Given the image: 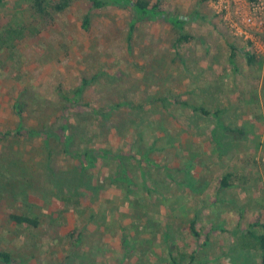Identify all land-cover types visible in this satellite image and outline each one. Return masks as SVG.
<instances>
[{"label": "rangeland", "instance_id": "obj_1", "mask_svg": "<svg viewBox=\"0 0 264 264\" xmlns=\"http://www.w3.org/2000/svg\"><path fill=\"white\" fill-rule=\"evenodd\" d=\"M150 1L164 20L139 23L131 41L127 8L93 9L88 0H73L68 10L35 20L25 0L0 6V32L14 19L29 25V34L0 55V133L15 135L18 98L25 96L27 126L38 129L58 116L59 85L70 89L97 74L86 102L142 101L152 123L128 130L119 111L114 127L103 124L104 138L90 125L81 141L112 147L115 155L89 171L61 154L55 137L47 147L44 136L26 130L0 136V251L18 264H173L172 256L178 264H261L258 252L234 248L237 233L264 222V14L241 0L245 8L230 11L234 27L225 10L215 9L219 0ZM249 14L254 22L244 25ZM170 15L187 18L194 40L175 46ZM229 42L240 50L238 74L228 66ZM246 51L258 56L255 66ZM173 93L179 101L225 108L222 119L246 135L225 136L216 120L179 104L168 111L163 98ZM118 154L130 187L114 179ZM13 213L38 218L40 226H17L9 221Z\"/></svg>", "mask_w": 264, "mask_h": 264}, {"label": "trees", "instance_id": "obj_2", "mask_svg": "<svg viewBox=\"0 0 264 264\" xmlns=\"http://www.w3.org/2000/svg\"><path fill=\"white\" fill-rule=\"evenodd\" d=\"M28 6L29 13L32 18L46 19L53 14L62 13L72 5L73 0H25ZM91 3L93 9H103L110 6H116L120 8H127L131 11V19L129 22L128 41L133 39V35L137 30L138 24L145 22L146 20H164L165 12L159 9V5H151L150 0H88ZM4 0H0V6ZM176 32L175 46H182L190 43L194 40L193 35L186 31L187 18H183L182 15H170L166 19ZM90 18L87 15L83 20V29L89 30ZM31 31V30H30ZM29 34V25L22 20H12L8 23L0 32V55L5 52L11 51L18 41H21ZM230 55L228 60V66L231 68L232 75L238 74L241 70L239 65V49L229 42ZM244 56L249 65H254L259 61L258 56L251 52L246 51ZM102 77V74L94 75L91 79L83 78L82 82L78 86H74L70 89L64 88L63 85H59L56 90V100L59 109L58 116L54 118V121H48L46 124H42L40 128H29L26 124V102L23 99H17L15 102V112L19 120L18 129L14 134L0 133L2 139H9L12 136H20L22 130H26L29 135L44 136V142L47 147H50L52 137L59 140L60 149L59 152L65 156L72 157L77 160L78 168L82 171H89L96 168L100 161L104 159H111L115 155L112 147L106 148L91 142H82L84 134H87L90 125H93L96 138H104L106 136L103 131V124L110 120V127H114L116 114L119 111L125 113V120L122 126L127 127L130 130V126L134 124L138 130L143 126L145 130L152 126V123L148 122L145 114L147 104L139 101L125 100L123 102L113 103L108 105L96 104L93 105L90 102H86L87 94L90 88L98 79ZM109 80L115 81L117 78L111 76ZM107 79H105L106 81ZM172 99V101H171ZM162 100V99H161ZM163 107L170 110L171 106L176 104L180 108L191 112L196 116L202 118H213L216 120V131L233 139L240 140L241 137L246 135V130L242 126L232 127L222 119L221 115L226 112L225 108H216L213 110L206 104L195 100L179 101L178 97L172 94V97L163 98ZM172 112H170V115ZM138 118V119H137ZM138 120H144L138 121ZM161 124V123H160ZM80 127V128H79ZM121 130L120 128H118ZM78 131L83 132L78 136ZM155 145V143H154ZM118 158L114 159L117 164L118 176H114V179L124 181L127 186L133 185L132 178L128 173L127 167L119 154ZM121 157V158H120ZM116 164V163H115ZM231 174H227L222 178V187L230 186ZM64 194H61L63 196ZM65 201V198H61ZM9 221L17 226H25L28 228H38L40 221L38 218L31 217L26 214L13 213L9 216ZM250 229L247 231H241L237 233L235 240L236 250L241 251H254L258 252L261 259V264H264V222L261 219H257L252 222ZM191 232L198 236L197 229L194 223L191 224ZM80 243V240L76 241L75 247ZM18 259L13 256L11 252L0 251V264H18ZM171 261L173 264H178L176 257L172 256Z\"/></svg>", "mask_w": 264, "mask_h": 264}, {"label": "built area", "instance_id": "obj_3", "mask_svg": "<svg viewBox=\"0 0 264 264\" xmlns=\"http://www.w3.org/2000/svg\"><path fill=\"white\" fill-rule=\"evenodd\" d=\"M213 1L215 2L216 0H213ZM240 1L241 0H219L220 4L217 3L218 5L217 6L214 5V7H215V9L219 8L223 13H224L223 10H225V12L227 13V17L225 19L229 21L230 25L237 27L238 22H235V20L232 18V16H230V11L232 10L233 5L237 11L245 8L240 4ZM243 2H244V4L248 5V8H251V10L253 11L254 14H258V15L264 14V0H251V1H249V3L245 2V0H243ZM237 14H238V12H237ZM253 22H254V18L250 14L246 15L243 19L244 25L245 24L250 25ZM241 33H243V32L241 31Z\"/></svg>", "mask_w": 264, "mask_h": 264}]
</instances>
